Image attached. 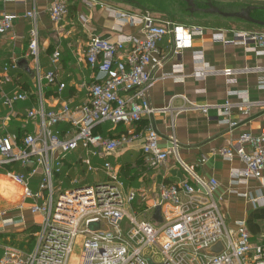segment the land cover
Here are the masks:
<instances>
[{
    "label": "crops",
    "instance_id": "0c3cea01",
    "mask_svg": "<svg viewBox=\"0 0 264 264\" xmlns=\"http://www.w3.org/2000/svg\"><path fill=\"white\" fill-rule=\"evenodd\" d=\"M52 1L0 0V18L4 13L16 15L12 31L0 34V135L15 134L21 140L28 133L38 132L41 118L30 119V110H58L64 104L74 107L88 101V86L100 75L98 69L92 68L86 60L90 39L98 36L114 42L121 33L143 37L141 25L121 21L112 11L139 16L149 11L158 21H173L184 27H201L204 33L193 37L191 46L182 45L180 50L175 51L167 38L161 42L159 53L153 58V63L159 61L161 65L152 71L156 80L148 90L147 97L153 107L167 109L165 112L145 117L136 124L115 125L105 122L96 128L102 135L117 139L134 132L144 135L145 129L152 127L160 136V148L176 145L178 156L173 154L165 164L153 167L143 152L145 138L142 137L119 147L111 155L92 156L78 149L66 156L65 170L71 179L81 177L82 183L95 184L105 180L107 176L103 170L87 173L84 160L98 167L104 162H110L122 182L119 187L122 196L126 197L132 190L138 194L136 200L125 202L124 208L128 215L137 221L146 220L160 226L164 210L171 208L158 206L160 216L157 217V207L153 209L151 206L160 199L162 187L184 182L195 185L194 178L183 169L179 161L181 159L197 175L218 181L216 198L227 225L234 228L237 221H244L252 242L264 246V172L261 179L251 178L246 183H233L231 176L232 172L244 169L240 150H251L249 145L239 143L240 136L259 135L264 129V89L258 88L259 79L264 77V55L248 51L241 45L225 46L215 42L212 37L218 31H225L226 36L231 38L234 32L264 33V30L240 28L238 26L247 21L238 18L212 13H188L185 5L178 0H91L90 4L86 0H70L68 17L56 24L50 16ZM210 2L216 6L222 3ZM229 2L237 3V7L232 8L235 10L240 11L253 5L259 7L258 13L264 12V5L256 1ZM161 4L168 7H161ZM160 8L164 9V13L167 10L175 15L183 13L190 19L184 23L178 22L171 17L172 14L162 16ZM28 11H35L36 17H27ZM82 16L88 21L83 22ZM35 25L39 40L37 57L32 55L29 48ZM261 27L264 28L259 26ZM56 51L60 52V59L54 66L51 58ZM196 51H201L205 63L215 70L201 79L192 75L197 63L194 58ZM175 65H180L176 78L163 77L172 72ZM6 66L9 67L7 71ZM224 69L234 71L233 81L223 75L221 71ZM50 71L56 74V82L52 84L45 79ZM60 84L65 85L62 90ZM18 94H25L26 99L17 101L13 108L3 104L6 97ZM246 94L248 98L245 97ZM227 100L232 103V119L237 122L232 128L221 123V111ZM204 107H207V112L203 111ZM54 128L63 135L72 130L71 124L66 122ZM223 147L233 148L234 156L231 160L217 153ZM7 172L30 174V168L15 163L0 169V212L5 211L8 215L21 219L4 227L0 217V260L4 255V247L31 253L35 247L28 249L30 237L34 239L42 221L41 215H33L29 211L32 200L24 198L23 188L14 183ZM67 173H64V177H67ZM95 175H100V178ZM40 180L41 176L31 178L33 190L38 188ZM181 198L187 200L183 193ZM256 198L257 201H254ZM20 204H23V211L18 209ZM175 213L176 210L173 209L172 214ZM94 226L93 229L100 228V225ZM129 227L128 223L123 225L124 229ZM101 228L108 230L107 227ZM24 240L28 242L26 245ZM80 242L81 237L75 249H80ZM222 248L223 244L220 243L214 250ZM78 255L74 251V257Z\"/></svg>",
    "mask_w": 264,
    "mask_h": 264
},
{
    "label": "built area",
    "instance_id": "2783aa9c",
    "mask_svg": "<svg viewBox=\"0 0 264 264\" xmlns=\"http://www.w3.org/2000/svg\"><path fill=\"white\" fill-rule=\"evenodd\" d=\"M69 2L52 1L50 16L54 23L60 24L68 17ZM86 2L90 4L91 0ZM112 12L121 21L141 25L143 37L121 33L114 42L98 36L90 39L86 60L92 68L98 69L100 75L88 86V101L74 107L64 104L58 110H30V119L41 118L38 132L28 133L21 140L15 134L0 135V169L15 163L30 168V174L7 172V175L23 188L24 198L32 200L29 211L42 216L40 228L34 234V250L26 254L13 247H4L0 264H264V246L252 242L245 222L237 221L234 228L227 225L216 198L218 181L197 175L179 158L183 169L194 178L195 185L184 182L162 187L160 199L151 205L153 209L171 207L164 210L165 219L160 226L146 220L137 221L128 215L125 202L136 200L138 194L132 190L126 197L122 196L119 189L122 182L110 162L98 167L84 160L87 173L103 170L107 176L95 184L82 183L81 177H69L65 158L78 149L92 156L111 155L119 147L144 137L143 152L153 167L165 164L173 154L178 156L176 145L160 148V136L152 127H147L144 135L134 132L117 139L102 135L96 128L105 122L136 124L145 117L165 112L167 109L153 107L147 97L156 80L152 71L161 65L159 61L153 63L154 56L159 53V45L168 38L174 50L178 51L182 45L191 46L192 38L202 35L204 30L197 26L184 27L173 21H158L149 11L141 16ZM27 17L35 18L36 12L28 11ZM15 18L13 13H4L0 18L1 35L12 31ZM81 18L83 22L88 21L85 16ZM31 36L29 48L37 57L39 40L36 25ZM212 37L225 46L241 45L248 51L264 55L262 32H234L228 38L225 31H218ZM194 54L197 62L192 74L194 77L201 79L209 72H215L205 63L201 51ZM59 59L60 52L56 51L51 58L54 66ZM173 68L163 77L176 78L180 65ZM8 69L6 66L5 70ZM221 72L229 81L234 80L232 69ZM45 79L50 84L55 83V72H48ZM64 87L60 84L61 90ZM258 88L264 89V77L259 79ZM25 99V94H18L6 97L3 104L13 108L17 101ZM203 111L207 112V107ZM221 115V123L230 128L237 125L232 119L229 100L223 105ZM65 122L71 124L72 130L63 135L54 127ZM239 143L249 145L251 150H240L245 166L232 172L233 183L261 179L264 172V129L259 135H241ZM217 153L229 160L234 156L232 147L220 148ZM34 176H41L36 190L31 188ZM182 193L186 195V201L181 198ZM253 200L257 201V198ZM18 209L23 211V204ZM173 209L175 214H172ZM0 217L4 227L21 221L5 211L0 212ZM125 223L130 225L128 229L123 228ZM93 224L100 225V228H91ZM79 237L80 253L74 257ZM220 243L223 248L214 250Z\"/></svg>",
    "mask_w": 264,
    "mask_h": 264
},
{
    "label": "rangeland",
    "instance_id": "374dc122",
    "mask_svg": "<svg viewBox=\"0 0 264 264\" xmlns=\"http://www.w3.org/2000/svg\"><path fill=\"white\" fill-rule=\"evenodd\" d=\"M212 1H215V3L216 2H218V1H220V2H222V3H220V5H218V7L220 8V9H222L223 11H226V12H234V11H239V10H235V9H232V8H234V7H237L236 5H237V3L236 2H234L235 4H233V2H229V1H231V0H212ZM234 1H236V0H234ZM248 2H253V1H256V3H260V4H262V5H264V0H247ZM109 3H112V2H109ZM167 3V2H166ZM161 7H168L166 4L165 5H160ZM184 6V5H183ZM185 7V6H184ZM262 7V6H261ZM156 9V8H155ZM156 10H158V9H156ZM163 10L164 9H162V8H160V14H162V16H163V14L165 15V16H169V15H173V16H171V17H174V18H176L177 20H178V22H186V20H188V19H190V17H188V16H186V14H181V15H175L173 12H171V11H168L167 10V12L166 13H164L163 12ZM258 13V12H257ZM254 16H258V18H262V17H264V12L262 13V12H259L258 13V15H254ZM221 17V16H220ZM202 22H204V21H202ZM206 22V21H205ZM204 22V23H205ZM242 26H238V27H240V28H255V29H262V30H264V28H259V26H254L253 24H251V23H247V22H244V23H242L241 24ZM95 177L96 178H100V175H95ZM32 237H30V241L31 242H27V240L25 241L24 240V244L26 245V243H28V249H30V250H32L34 247H35V244H36V238L34 237V239L32 238ZM25 249H26V246H25ZM79 252H80V249L77 247V249H75V255H78L79 254Z\"/></svg>",
    "mask_w": 264,
    "mask_h": 264
},
{
    "label": "water",
    "instance_id": "95a60500",
    "mask_svg": "<svg viewBox=\"0 0 264 264\" xmlns=\"http://www.w3.org/2000/svg\"><path fill=\"white\" fill-rule=\"evenodd\" d=\"M184 1L187 2L189 7H193L194 5H196L198 3L197 0H184ZM206 4L208 6V8L206 10H204L206 13L218 14V15H221V16L227 17V18H238V19L247 21L249 23L264 27V20L255 18L251 15L252 11L257 10L259 8L257 6L251 5V6H248L246 8L241 9L240 11L226 12V11H223L222 9H220L218 6L211 3L210 0H207ZM189 12L194 13L195 11L193 9H189ZM156 216L157 217L160 216V207H157ZM92 228H95L94 224L92 225Z\"/></svg>",
    "mask_w": 264,
    "mask_h": 264
},
{
    "label": "flooded vegetation",
    "instance_id": "af4514ba",
    "mask_svg": "<svg viewBox=\"0 0 264 264\" xmlns=\"http://www.w3.org/2000/svg\"><path fill=\"white\" fill-rule=\"evenodd\" d=\"M178 1L182 2L185 5V10L188 13H189V9H193L195 11L194 14H205L206 12L204 10H206L208 8L206 1L200 3L201 1L197 0L198 3L196 5H194L193 7H189L187 2L184 0H178ZM256 12H257V10H254L251 12L252 16L255 18H257L256 16H254V15H257Z\"/></svg>",
    "mask_w": 264,
    "mask_h": 264
}]
</instances>
